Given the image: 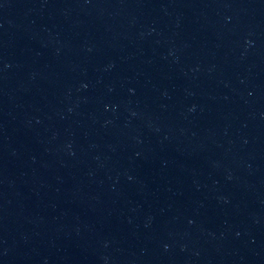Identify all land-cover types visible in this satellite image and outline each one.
<instances>
[{
	"label": "water",
	"instance_id": "obj_1",
	"mask_svg": "<svg viewBox=\"0 0 264 264\" xmlns=\"http://www.w3.org/2000/svg\"><path fill=\"white\" fill-rule=\"evenodd\" d=\"M0 264H264V0H0Z\"/></svg>",
	"mask_w": 264,
	"mask_h": 264
}]
</instances>
